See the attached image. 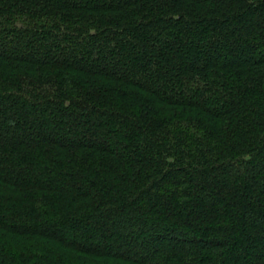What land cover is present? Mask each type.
Segmentation results:
<instances>
[{"label": "trees", "instance_id": "16d2710c", "mask_svg": "<svg viewBox=\"0 0 264 264\" xmlns=\"http://www.w3.org/2000/svg\"><path fill=\"white\" fill-rule=\"evenodd\" d=\"M0 264H264V0H0Z\"/></svg>", "mask_w": 264, "mask_h": 264}]
</instances>
